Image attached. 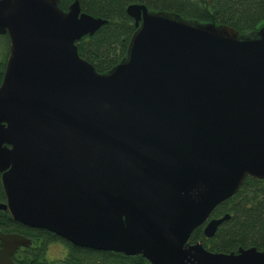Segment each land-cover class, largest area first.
Listing matches in <instances>:
<instances>
[{
    "label": "water",
    "instance_id": "1",
    "mask_svg": "<svg viewBox=\"0 0 264 264\" xmlns=\"http://www.w3.org/2000/svg\"><path fill=\"white\" fill-rule=\"evenodd\" d=\"M128 55L100 73L77 41L106 19L59 0H0V172L12 218L152 264H264L190 243L247 176L264 178V26L242 34L131 3ZM31 238L0 229V264Z\"/></svg>",
    "mask_w": 264,
    "mask_h": 264
},
{
    "label": "trees",
    "instance_id": "2",
    "mask_svg": "<svg viewBox=\"0 0 264 264\" xmlns=\"http://www.w3.org/2000/svg\"><path fill=\"white\" fill-rule=\"evenodd\" d=\"M75 0H59L67 10ZM83 11L107 20L93 35H85L76 43L79 54L100 73L109 72L128 55L129 43L137 30L128 14L131 3L145 4L150 10L170 11L199 22L225 24L246 34L258 32L264 26V0H79ZM9 39L8 35H6ZM10 43V40H9ZM0 62V84L8 59ZM0 182V196L3 189ZM1 196V197H2ZM231 216L217 229L213 237L204 233V225L196 228L190 243L201 242L214 252H237L240 246H255L264 250V178L247 176L240 189L220 203L211 218ZM0 229L17 232L32 240L13 259L18 264H55L46 258L48 244L65 242L69 251L63 264H152L143 255H127L117 251H102L76 246L48 230L31 228L15 221L7 210L0 211Z\"/></svg>",
    "mask_w": 264,
    "mask_h": 264
},
{
    "label": "rangeland",
    "instance_id": "3",
    "mask_svg": "<svg viewBox=\"0 0 264 264\" xmlns=\"http://www.w3.org/2000/svg\"><path fill=\"white\" fill-rule=\"evenodd\" d=\"M9 39L6 35H0V62L6 59V55L9 53ZM69 251L68 245L61 241L56 240L48 244L46 258L49 261H53L55 264H63L64 258Z\"/></svg>",
    "mask_w": 264,
    "mask_h": 264
},
{
    "label": "flooded vegetation",
    "instance_id": "4",
    "mask_svg": "<svg viewBox=\"0 0 264 264\" xmlns=\"http://www.w3.org/2000/svg\"><path fill=\"white\" fill-rule=\"evenodd\" d=\"M9 37V36H8ZM5 67H6V65H5ZM5 71V70H4ZM4 71H3V73H4ZM4 75V74H3ZM0 182H1V184H2V173L0 172ZM2 186V189H3V196L1 197L0 196V203H2V202H6V200H7V198H6V194H5V191H4V187H3V185H1ZM1 211V210H0ZM8 211V210H7Z\"/></svg>",
    "mask_w": 264,
    "mask_h": 264
}]
</instances>
